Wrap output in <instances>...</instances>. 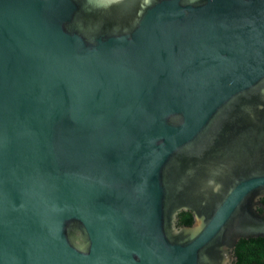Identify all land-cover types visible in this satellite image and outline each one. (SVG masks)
Returning a JSON list of instances; mask_svg holds the SVG:
<instances>
[{
    "label": "water",
    "instance_id": "water-1",
    "mask_svg": "<svg viewBox=\"0 0 264 264\" xmlns=\"http://www.w3.org/2000/svg\"><path fill=\"white\" fill-rule=\"evenodd\" d=\"M263 196L264 0H0V264H236Z\"/></svg>",
    "mask_w": 264,
    "mask_h": 264
},
{
    "label": "trees",
    "instance_id": "trees-1",
    "mask_svg": "<svg viewBox=\"0 0 264 264\" xmlns=\"http://www.w3.org/2000/svg\"><path fill=\"white\" fill-rule=\"evenodd\" d=\"M261 202L264 204V196L261 198ZM177 223L190 225L192 223L190 212H179ZM234 254L237 258L236 264H264V239H242L237 243Z\"/></svg>",
    "mask_w": 264,
    "mask_h": 264
}]
</instances>
